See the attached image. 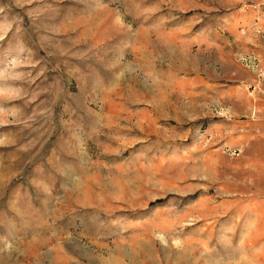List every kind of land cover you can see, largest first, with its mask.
<instances>
[{
    "label": "rangeland",
    "instance_id": "1",
    "mask_svg": "<svg viewBox=\"0 0 264 264\" xmlns=\"http://www.w3.org/2000/svg\"><path fill=\"white\" fill-rule=\"evenodd\" d=\"M0 264H264V0H0Z\"/></svg>",
    "mask_w": 264,
    "mask_h": 264
}]
</instances>
